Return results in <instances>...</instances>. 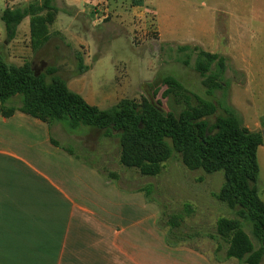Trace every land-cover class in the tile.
<instances>
[{
	"label": "crops",
	"instance_id": "0c3cea01",
	"mask_svg": "<svg viewBox=\"0 0 264 264\" xmlns=\"http://www.w3.org/2000/svg\"><path fill=\"white\" fill-rule=\"evenodd\" d=\"M31 1L4 0L0 9L4 25L2 13L6 8L23 7ZM140 1L154 11L160 40L176 42L162 38V31L167 30L164 17L168 14L164 10L191 0H131ZM54 4L60 10L48 25L47 41L38 50H44L54 38L62 43L53 52H65L55 56L58 65L70 63L75 71L81 58L88 69L64 79L90 104L106 109L105 103L115 96L97 90L90 75L98 58H92L97 54L94 30L104 20L94 12L90 0H55ZM140 7L137 4L134 9ZM221 12L242 16L240 10L229 7L211 5L201 11L200 15L211 17L212 36L215 15ZM23 24L20 39L16 34L5 42L0 34V48L9 64L22 65L38 51L32 46L31 16L18 28ZM200 29L205 30L203 25ZM253 73L255 90L262 88L258 79L264 77V67H257ZM54 124L21 111L11 117L0 114V264H215L196 244L199 241L187 237L169 242V228L146 192L107 177L74 150H65V144L55 145L52 138L59 140L53 134Z\"/></svg>",
	"mask_w": 264,
	"mask_h": 264
},
{
	"label": "rangeland",
	"instance_id": "374dc122",
	"mask_svg": "<svg viewBox=\"0 0 264 264\" xmlns=\"http://www.w3.org/2000/svg\"><path fill=\"white\" fill-rule=\"evenodd\" d=\"M98 1L100 15L106 16L94 30L97 54L92 58L97 56L99 59L94 62L90 75L92 82L97 83V90L101 88L115 96L105 103L104 108L117 104L124 97L140 101L145 96L159 102L165 111L178 115L186 107V101L197 104L198 97L212 98L202 82L200 71L195 67L200 58L198 51L178 49L180 45L194 47L202 44L200 47L228 57L224 79L230 83L227 90L229 102L241 113L246 125L263 131L264 86L255 90L256 80L253 83L251 77L257 67H264V0H191L190 3L180 2L177 6L166 7L164 12L168 16L164 18L167 30L162 31V38L176 41L171 43L160 40L156 15L145 2ZM3 2L0 0V9ZM137 4L142 7L135 10ZM211 5L240 10L242 16L226 12L215 15V34L212 36L211 17L200 15ZM201 25L205 30L201 31ZM4 26L0 19V34L6 38ZM24 28L25 24L18 28V37ZM212 37V42H209ZM53 39L44 50H38L25 60H36L35 68L40 72H45L50 65L59 66L64 77L57 74L63 78L81 73L79 63L75 71L70 63L58 65L55 56L65 52H53L54 47L62 43ZM186 59L188 64L184 62ZM165 75H173L181 83V87L172 88L167 95L168 85L162 82ZM258 82L264 85V77ZM224 93L217 90L215 96L223 99ZM97 97L100 99L98 94ZM19 100L17 96L12 102L18 104ZM55 123L53 134L61 142L60 146L71 147L103 174L117 173L118 182L128 188H149V199L157 204L162 222L165 223L172 215H181V224L176 229L178 233L192 235L189 240L199 241L196 244L211 256L215 264H245L226 257L228 244L217 232L220 217L239 219L255 246L259 247L250 222L217 197L225 182L223 170L207 172L203 168L190 169L184 164L181 154L174 151L159 174L144 175L137 168L120 163V144L116 136L107 137L102 130L87 125L72 130L66 122ZM258 160L260 173L257 186L264 200V143L259 147ZM165 225L168 230L170 225Z\"/></svg>",
	"mask_w": 264,
	"mask_h": 264
},
{
	"label": "trees",
	"instance_id": "16d2710c",
	"mask_svg": "<svg viewBox=\"0 0 264 264\" xmlns=\"http://www.w3.org/2000/svg\"><path fill=\"white\" fill-rule=\"evenodd\" d=\"M54 1L33 0L23 7L6 8L2 13L5 42H10L23 19L31 16L32 46L38 50L47 41L48 25L60 10ZM62 9L72 12L68 7ZM44 10H47L46 14L42 13ZM178 49L198 51L200 58L195 67L212 97H198L197 104L186 101V107L178 115L165 111L159 102L145 96L140 101L124 97L117 104L102 109L71 90L67 81L57 74L55 65L40 72L32 68L31 61L22 65L9 64L1 48L0 114L11 117L21 111L48 124L66 122L72 130L85 125L100 129L105 136L118 138L120 163L135 167L144 175L159 174L174 151L181 154L190 169L223 170L225 182L217 197L250 222L260 243L259 247L255 246L239 219L220 217L217 232L228 244L226 257L245 264H264V200L257 186L260 173L258 149L264 142L263 134L250 130L241 113L229 102L230 83L224 79L228 57L199 45H180ZM184 62L188 64L189 60ZM87 69L80 58L79 71L82 73ZM162 82L168 85L165 95L172 92V88L181 87L173 75H165ZM217 90L225 92L223 99L216 98ZM17 96L18 104L12 102ZM52 142L60 146L56 139L52 138ZM63 147L74 153L72 148ZM106 176L118 178L115 172ZM140 190L148 196L151 192L149 188ZM181 221L182 216L175 214L165 222L170 225L169 242L192 237L178 233L176 229Z\"/></svg>",
	"mask_w": 264,
	"mask_h": 264
},
{
	"label": "built area",
	"instance_id": "2783aa9c",
	"mask_svg": "<svg viewBox=\"0 0 264 264\" xmlns=\"http://www.w3.org/2000/svg\"><path fill=\"white\" fill-rule=\"evenodd\" d=\"M96 1H97V3H96ZM90 3L94 6V12L96 13L97 12V16L99 17V18H104V16H106V15H100V6H99V1L98 0H90ZM106 18V17H105Z\"/></svg>",
	"mask_w": 264,
	"mask_h": 264
},
{
	"label": "water",
	"instance_id": "95a60500",
	"mask_svg": "<svg viewBox=\"0 0 264 264\" xmlns=\"http://www.w3.org/2000/svg\"><path fill=\"white\" fill-rule=\"evenodd\" d=\"M35 63H36V60L33 62V64H32V68H35ZM262 134H263V138H264V129H263V131H262Z\"/></svg>",
	"mask_w": 264,
	"mask_h": 264
}]
</instances>
